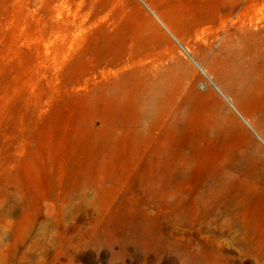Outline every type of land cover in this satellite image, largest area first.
<instances>
[{
    "label": "rangeland",
    "instance_id": "rangeland-1",
    "mask_svg": "<svg viewBox=\"0 0 264 264\" xmlns=\"http://www.w3.org/2000/svg\"><path fill=\"white\" fill-rule=\"evenodd\" d=\"M0 264H264V0H0Z\"/></svg>",
    "mask_w": 264,
    "mask_h": 264
},
{
    "label": "bare ground",
    "instance_id": "bare-ground-1",
    "mask_svg": "<svg viewBox=\"0 0 264 264\" xmlns=\"http://www.w3.org/2000/svg\"><path fill=\"white\" fill-rule=\"evenodd\" d=\"M235 120H236V118L233 116V115H231ZM238 122V121H237ZM239 123V122H238ZM240 124V123H239Z\"/></svg>",
    "mask_w": 264,
    "mask_h": 264
}]
</instances>
